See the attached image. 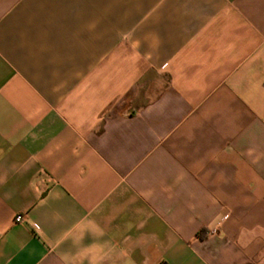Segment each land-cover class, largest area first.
<instances>
[{"label":"crops","instance_id":"crops-1","mask_svg":"<svg viewBox=\"0 0 264 264\" xmlns=\"http://www.w3.org/2000/svg\"><path fill=\"white\" fill-rule=\"evenodd\" d=\"M0 264H264V0H0Z\"/></svg>","mask_w":264,"mask_h":264},{"label":"built area","instance_id":"built-area-1","mask_svg":"<svg viewBox=\"0 0 264 264\" xmlns=\"http://www.w3.org/2000/svg\"><path fill=\"white\" fill-rule=\"evenodd\" d=\"M14 221H15L16 223H20V222L22 221V217H21V216L16 217V218L14 219Z\"/></svg>","mask_w":264,"mask_h":264},{"label":"trees","instance_id":"trees-1","mask_svg":"<svg viewBox=\"0 0 264 264\" xmlns=\"http://www.w3.org/2000/svg\"><path fill=\"white\" fill-rule=\"evenodd\" d=\"M199 237H201V235H199Z\"/></svg>","mask_w":264,"mask_h":264}]
</instances>
